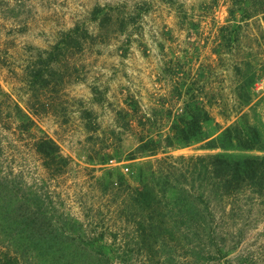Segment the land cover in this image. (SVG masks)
<instances>
[{"label": "rangeland", "instance_id": "obj_1", "mask_svg": "<svg viewBox=\"0 0 264 264\" xmlns=\"http://www.w3.org/2000/svg\"><path fill=\"white\" fill-rule=\"evenodd\" d=\"M74 27L81 47L57 54L48 67L49 57L38 54ZM253 71L252 100L243 111L264 137V0H0V264H50L2 213L3 198L33 195L66 231L104 233L107 244L130 251L124 264H164L167 249L147 244L154 256L148 258L135 238L143 213H127L122 203L123 188L139 186L143 162L162 154L127 155L141 137L169 131L187 86H203L200 97L214 123L231 124L235 87ZM41 137L51 138L66 162L46 164L35 148ZM166 152L206 151L196 144ZM117 174L125 182L111 189ZM262 206L215 213L226 246L238 241L231 257L264 264ZM164 214L168 233L175 217ZM183 246L172 247L176 262L197 264L185 259L191 250ZM205 254L199 264H223Z\"/></svg>", "mask_w": 264, "mask_h": 264}, {"label": "trees", "instance_id": "obj_2", "mask_svg": "<svg viewBox=\"0 0 264 264\" xmlns=\"http://www.w3.org/2000/svg\"><path fill=\"white\" fill-rule=\"evenodd\" d=\"M79 35L78 27L62 33L59 42L48 51L40 52L38 57L46 54L49 57L46 61L48 67L51 66L49 62L57 54L68 53L74 46L81 47V39L77 38ZM74 40H77L76 45H73ZM40 71L35 76H42ZM246 72L233 92L237 102V118L231 124L222 128L214 123L200 97L204 93L203 86H187L184 90L186 98L180 112L173 116L169 131L141 137L135 149L128 153L127 158L131 160L162 154L143 162L138 174L139 186L123 188L122 203L127 202L123 205L127 213H143L144 224H141L142 229L135 234V238L146 249L144 253L148 258L153 259L154 256L151 250H147V244L159 243L162 249H167L162 260L164 264H179L174 256L177 253L175 250H181L183 245L191 250L189 256L185 257L187 261L192 258L190 263L199 264L198 258L206 259V252L216 260H223V264H255L241 254L231 257L238 241L226 246L223 235L215 226V213H244L255 204H262L264 213V137L243 111L252 100L251 89L257 73ZM3 94L0 89V95ZM1 103L2 100L0 108ZM14 107L19 108L17 105ZM196 144L206 152L190 156H174L166 152L168 148ZM35 148L46 164L66 162L59 155L56 143L49 137L39 138ZM124 182L123 176L117 174L116 179L108 182V185L111 189H120ZM1 201L2 213L12 215L11 222L18 237L28 242L31 249L39 257L49 260L50 264H63L65 260H78L85 264H116V258L118 264L127 261L130 251H118L115 243L107 244L104 233L94 234V238H90L78 228L73 232L66 231L63 223L58 224L53 215H49L53 212L38 195H33L31 199L11 197L7 202L5 198ZM164 213L175 217L173 231L168 233L163 232L167 228L163 220L167 215ZM15 226H18V230ZM110 236L113 240V235Z\"/></svg>", "mask_w": 264, "mask_h": 264}]
</instances>
